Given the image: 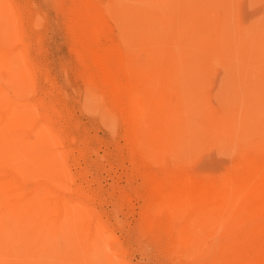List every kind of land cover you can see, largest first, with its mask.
<instances>
[{
  "label": "rangeland",
  "instance_id": "1",
  "mask_svg": "<svg viewBox=\"0 0 264 264\" xmlns=\"http://www.w3.org/2000/svg\"><path fill=\"white\" fill-rule=\"evenodd\" d=\"M0 51V264H264V0H0Z\"/></svg>",
  "mask_w": 264,
  "mask_h": 264
},
{
  "label": "bare ground",
  "instance_id": "2",
  "mask_svg": "<svg viewBox=\"0 0 264 264\" xmlns=\"http://www.w3.org/2000/svg\"><path fill=\"white\" fill-rule=\"evenodd\" d=\"M93 24V23H92ZM95 26V25H94ZM91 28V27H90ZM97 28V27H96ZM96 28H93L92 27V29H93V31H95L96 30ZM90 31H91V29H90ZM93 33V32H92ZM96 34V33H95ZM90 35V34H89ZM93 35H94V33H93ZM91 37H92V35H90ZM89 36V37H90ZM88 37V38H89ZM94 37H96L95 35H94ZM98 38V37H97ZM96 38V39H97ZM94 40V39H93ZM96 41V40H95ZM2 44V43H1ZM93 44V43H92ZM99 45H96V47H98ZM4 50H5V48H3ZM7 49H8V47H7ZM96 49V48H95ZM0 52H3V51H0ZM8 52V51H7ZM91 54H92V56L91 57H93V60H94V62L96 63V65H97V67H99L100 69L99 70H101V75H102V80H104V82L106 83V85H107V88L106 89H108V91L110 92L109 94H110V96L112 97V99H114L116 102H117V104H123V102H124V83H123V81H124V76L120 73V72H118V70L116 71L114 68H112V66L110 65V64H108V63H106V62H108V61H105L104 59L105 58H107V57H105V58H103L102 57V55L97 51V50H92L91 52H90ZM1 55H4V54H1ZM5 56V55H4ZM13 57V56H12ZM4 58H8V57H4ZM11 59V58H10ZM13 60V59H12ZM110 63V62H109ZM95 65V66H96ZM97 69V68H96ZM96 75H100V72H99V74H96ZM95 77V76H94ZM100 77V76H99ZM127 80V79H126ZM131 80V79H130ZM101 81V80H100ZM132 81V80H131ZM131 81H128V82H131ZM126 83H127V81H126ZM132 83V82H131ZM99 84H101V82L99 83ZM132 85V84H131ZM133 86V85H132ZM127 87V86H126ZM125 87V88H126ZM129 87H131L130 86V84H129V86L127 87V88H129ZM126 88V90L125 91H129V89H127ZM133 88H134V86H133ZM133 93V92H132ZM131 93V94H132ZM126 94H128V93H126ZM126 97V96H125ZM127 104V103H126ZM129 104V103H128ZM119 106V105H118ZM125 107H127L128 105H124ZM126 109V108H125ZM124 109V110H125ZM132 125H134V124H132ZM261 157V156H260ZM259 157V158H260ZM263 157V156H262ZM253 158V157H252ZM257 158H258V156H257ZM264 158V157H263ZM257 160V159H256ZM244 160H242V162H243ZM245 161H247V160H245ZM249 161H251V160H249ZM247 163V162H246ZM260 165V164H259ZM246 167V166H245ZM249 167V166H248ZM242 168V167H241ZM255 170V169H254ZM245 171V170H244ZM262 172V171H261ZM194 173V172H193ZM196 173V172H195ZM181 174V173H180ZM241 174V173H240ZM183 175V174H182ZM185 175V174H184ZM183 175V176H184ZM187 175V174H186ZM254 175V174H253ZM173 176V175H172ZM175 176V175H174ZM178 176V175H177ZM177 176H175V177H177ZM181 176V175H180ZM182 176V177H183ZM198 175H196V177H197ZM205 176V175H204ZM259 176V175H258ZM187 177H189L188 175H187ZM207 177V176H206ZM197 178H199V177H197ZM201 178V177H200ZM258 178V177H257ZM262 178V177H261ZM191 179V178H190ZM253 179V178H252ZM252 179H250V180H252ZM159 180H161V179H159ZM163 180V179H162ZM165 180V179H164ZM164 180H163V183H164ZM169 180V179H168ZM175 180V179H174ZM177 180H179V178L177 179ZM189 180V179H188ZM199 180V179H198ZM203 179L201 178V180L200 181H202ZM221 180V179H220ZM249 180V179H248ZM171 181H173V180H171ZM182 181H184V180H182ZM181 180L179 181V182H182ZM193 181V180H192ZM204 181V180H203ZM205 181H206V178H205ZM212 181L214 182L215 181V179L213 180L212 179ZM222 181V180H221ZM234 181V180H233ZM254 181H255V179H254ZM199 182V181H198ZM216 182V181H215ZM235 182V181H234ZM243 182V181H242ZM246 182V181H245ZM244 182V183H245ZM248 182H250V181H248ZM172 183V182H171ZM175 183V182H174ZM177 183V182H176ZM205 183H207V182H205ZM217 183V182H216ZM222 183V182H221ZM232 183V182H231ZM155 184V183H154ZM220 184V183H219ZM157 185V184H156ZM194 185V187H196V189L195 190H197L198 188H197V185L196 184H193ZM205 185V184H204ZM213 185V184H212ZM217 185V184H216ZM262 185H263V183H262ZM159 186V185H158ZM188 186V185H187ZM214 186V185H213ZM222 186V185H221ZM248 186V185H247ZM173 187H176V184L173 186ZM215 187V186H214ZM218 187V186H217ZM225 187V186H224ZM243 187H244V185H243ZM167 188H169V186L167 187ZM181 188H183L182 186H181ZM208 188V187H207ZM264 188V187H263ZM172 189H174V188H171V190ZM176 189V188H175ZM178 189V188H177ZM185 189V188H184ZM187 189V188H186ZM191 189V188H190ZM203 189V188H202ZM219 189V188H218ZM217 189V190H218ZM260 189H261V186H260ZM259 189V190H260ZM170 190V189H169ZM170 190V191H171ZM179 190V189H178ZM209 190V189H208ZM212 190V189H211ZM249 190V189H248ZM263 190V189H262ZM180 191H181V189H180ZM185 192H187L186 190H184ZM210 191V190H209ZM227 190L225 189V192H226ZM178 192V191H177ZM182 192V191H181ZM197 192V191H196ZM195 192V193H196ZM217 192H219V191H217ZM165 193V192H164ZM163 193V194H164ZM175 193V192H174ZM189 193L190 192H188V195H189ZM192 193V192H191ZM190 193V194H191ZM199 193V192H198ZM197 193V194H198ZM206 193H207V190H206ZM224 193V192H223ZM171 194V193H170ZM182 194V193H181ZM187 194V193H186ZM194 194V193H193ZM227 195H228V193H226ZM155 195V194H154ZM165 195V194H164ZM168 195V194H167ZM185 194L183 193V196L182 197H187V196H184ZM196 195V194H195ZM204 195V194H203ZM219 195V194H218ZM222 195H224V194H222ZM230 195V194H229ZM250 195V194H249ZM254 195H257V194H254ZM253 195V196H254ZM159 196V195H158ZM161 196V195H160ZM190 196V195H189ZM193 197H194V195H192ZM206 196V195H205ZM264 196V195H263ZM155 197H157V195L155 196ZM162 197V196H161ZM181 197V198H182ZM216 197V196H215ZM223 197V196H222ZM190 198H192V197H190ZM196 198V197H195ZM198 198V197H197ZM212 198V197H211ZM261 198H262V196H261ZM261 198H259V199H261ZM157 199H159V198H157ZM178 199V197L176 198V200ZM180 199V198H179ZM186 199V198H185ZM255 199V198H254ZM253 199V200H254ZM25 200V199H24ZM172 200V199H171ZM183 200V199H182ZM197 200V199H196ZM204 200V199H203ZM252 200V201H253ZM34 201V200H33ZM178 201V200H177ZM176 201V202H177ZM205 201V200H204ZM215 201H216V199H215ZM217 201H218V199H217ZM249 201V200H248ZM258 201V200H257ZM254 202V201H253ZM256 202V201H255ZM34 204V206H32V208H34V209H32V210H35V208L37 207L36 206V204H35V202H33ZM160 203V202H159ZM251 203V202H250ZM222 204V203H221ZM38 205V204H37ZM203 205V204H202ZM207 205V204H206ZM223 205V204H222ZM253 205V204H252ZM254 205H255V203H254ZM30 206V205H29ZM36 206V207H35ZM248 206V205H247ZM259 206H260V204H259ZM16 207V206H15ZM210 207H212V206H209V208ZM218 207V206H217ZM14 208V207H13ZM258 208H260V207H258ZM16 209V208H15ZM30 209V208H29ZM28 209V210H29ZM248 211V210H247ZM29 212H31L30 210H29ZM34 212V211H33ZM246 213H248V212H246ZM253 213V212H252ZM27 214V213H26ZM258 214V213H257ZM262 214H263V211H262ZM261 214V215H262ZM246 215V214H245ZM243 216V215H242ZM258 216H259V214H258ZM263 216H264V214H263ZM262 216V217H263ZM153 217V216H152ZM249 217H250V215H249ZM254 217V216H253ZM252 217V218H253ZM256 217H257V215H256ZM148 218V219H147ZM242 218V217H241ZM243 218H245V216L243 217ZM259 218V217H258ZM264 218V217H263ZM146 219L147 220H149V215H148V217H146ZM257 218H255V220H256ZM156 220V219H155ZM254 220V221H255ZM161 221V220H160ZM159 221V222H160ZM170 221V220H169ZM168 221V222H169ZM175 221V220H174ZM245 221V220H244ZM249 222H253V221H250V220H248ZM150 222V221H149ZM246 222V221H245ZM148 223V222H147ZM154 223V222H153ZM160 223H162V222H160ZM170 223V222H169ZM172 223H174V222H172ZM2 225V224H1ZM243 225V224H242ZM248 225H250V224H248ZM252 225V224H251ZM250 225V226H251ZM258 225V224H257ZM262 225V224H261ZM249 226V227H250ZM259 226V225H258ZM263 226V225H262ZM254 228H255V226H253ZM5 228V227H4ZM252 229V228H251ZM8 230V229H7ZM249 230V229H248ZM253 230V229H252ZM255 234H257V233H255ZM251 235V234H250ZM261 234H259V237L262 239L263 237L262 236H260ZM255 236V235H254ZM249 238H251L250 236H249ZM14 239V238H13ZM250 240H252V239H250ZM256 240V239H255ZM263 240H264V238H263ZM254 241V240H253ZM260 241V240H259ZM259 241H257V242H259ZM256 242V243H257ZM260 242H262V240L260 241ZM251 243H253V242H251ZM263 243V242H262ZM264 244V243H263ZM257 245V244H256ZM261 245V244H260ZM259 245V246H260ZM43 246V245H42ZM248 246L250 247L251 245H249L248 244ZM258 246V245H257ZM248 247V248H249ZM262 247V246H261ZM245 248V247H244ZM243 248V249H244ZM42 249V248H41ZM250 249V248H249ZM255 249V248H254ZM257 249V248H256ZM246 250H247V248H246ZM245 250V251H246ZM262 250H264V249H262ZM243 251V250H242ZM244 252V251H243ZM251 252H252V250H251ZM257 252V251H256ZM246 253V252H245ZM250 253V252H249ZM241 254H242V252H241ZM258 254H260V253H258L257 252V255ZM247 255H248V253H247ZM257 255H255V256H257ZM254 256V257H255ZM11 257V256H10ZM244 257V256H243ZM258 257H260L259 255H258ZM257 257V258H258ZM256 258V259H257ZM262 258H264V256H262ZM252 260V259H251ZM255 260V259H254ZM256 264H257V262H256Z\"/></svg>",
  "mask_w": 264,
  "mask_h": 264
}]
</instances>
